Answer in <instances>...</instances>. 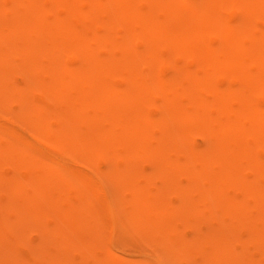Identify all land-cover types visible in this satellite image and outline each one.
<instances>
[{
    "label": "bare ground",
    "instance_id": "bare-ground-1",
    "mask_svg": "<svg viewBox=\"0 0 264 264\" xmlns=\"http://www.w3.org/2000/svg\"><path fill=\"white\" fill-rule=\"evenodd\" d=\"M0 264H264V0H0Z\"/></svg>",
    "mask_w": 264,
    "mask_h": 264
},
{
    "label": "rangeland",
    "instance_id": "rangeland-1",
    "mask_svg": "<svg viewBox=\"0 0 264 264\" xmlns=\"http://www.w3.org/2000/svg\"><path fill=\"white\" fill-rule=\"evenodd\" d=\"M14 78L16 80H18L19 79V75L18 74H15L14 75ZM10 110H11L10 112H11V114L13 116L16 117L18 115L17 108H16L15 105H12L11 108H10ZM15 117H13V118H15ZM14 122H15L14 123V126H15V128L17 130H19L20 132H23L24 134H29L30 133V129L24 123H21L18 120L14 121ZM32 234H33L34 237L36 236V234L34 232Z\"/></svg>",
    "mask_w": 264,
    "mask_h": 264
}]
</instances>
